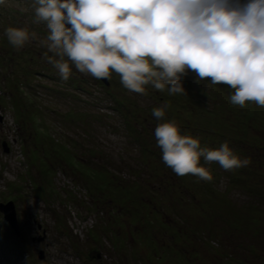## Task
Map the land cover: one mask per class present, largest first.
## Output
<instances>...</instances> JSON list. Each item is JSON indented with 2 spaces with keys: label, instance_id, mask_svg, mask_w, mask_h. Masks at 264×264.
Here are the masks:
<instances>
[{
  "label": "rangeland",
  "instance_id": "1",
  "mask_svg": "<svg viewBox=\"0 0 264 264\" xmlns=\"http://www.w3.org/2000/svg\"><path fill=\"white\" fill-rule=\"evenodd\" d=\"M30 2L8 0L0 6V203L13 202L19 229L16 235L0 211V264H264V232L256 225L260 218L250 216L263 215L264 203L259 209L248 207L257 203L248 189L264 176L261 157L250 158L242 171L253 181L250 186L243 181L229 185L217 162L211 182L176 175L156 157V146L149 151L156 158L140 165L137 144V137L147 133L142 125L153 132L161 123L151 110L163 104L170 105L165 120H175L174 110L182 118L176 123L186 124L187 117L195 126L197 117L205 122L191 135L210 148L224 142L222 134L241 140L246 131L264 125V106L254 101L233 105V89L210 81L197 84L191 71L182 77L189 97L151 87L146 96L132 93L115 73L107 87L74 66L63 81L44 58L47 49L40 40L47 29L33 23ZM10 25L28 27L37 39L17 51L4 36ZM257 135L264 138V133ZM230 147L242 157L238 147ZM90 162H100L109 176L90 168ZM200 163L210 164L203 158ZM114 172L126 181L115 185ZM245 176L232 174L235 181ZM97 182L104 192L120 186L115 196L139 205L116 210L104 200L96 207L93 201L101 193L84 185Z\"/></svg>",
  "mask_w": 264,
  "mask_h": 264
},
{
  "label": "clouds",
  "instance_id": "2",
  "mask_svg": "<svg viewBox=\"0 0 264 264\" xmlns=\"http://www.w3.org/2000/svg\"><path fill=\"white\" fill-rule=\"evenodd\" d=\"M29 7L33 23L47 29L40 40L44 58L63 81L74 66L97 80L110 81L115 73L132 93L146 96L151 87L176 96L188 94L182 77L191 71L197 84L233 89V105L264 106V0H31ZM4 36L17 51L37 39L24 26L10 25ZM169 107L151 111L162 121L154 133L162 160L176 175L211 182L201 158L225 171L251 163L227 141L210 148L182 134L175 120H165Z\"/></svg>",
  "mask_w": 264,
  "mask_h": 264
},
{
  "label": "trees",
  "instance_id": "3",
  "mask_svg": "<svg viewBox=\"0 0 264 264\" xmlns=\"http://www.w3.org/2000/svg\"><path fill=\"white\" fill-rule=\"evenodd\" d=\"M108 84H109V87H110V84H111V86H112V82L111 81H108ZM105 86V85H104ZM189 95H190V93L188 92V94L187 95H184V96H186V97H189ZM183 96V95H182ZM180 98V97H179ZM178 101V100H177ZM168 103H170L169 101H168ZM121 104V103H120ZM176 105H178V104H176ZM190 112H191V114L192 115H196L197 113V110H192L191 108H190ZM136 116V115H135ZM135 116H133L134 118H133V120H135V121H138V119H137V117H135ZM199 116H201V112L199 111ZM144 117L146 118L147 116H145L144 115ZM171 117H173V119H175V121H177V120H182V118H180L178 115H177V113L173 110V114L171 113ZM195 117V116H194ZM197 117V116H196ZM195 117V118H196ZM188 118V120H187V122H186V124H181V123H176V124H179L178 126H179V129H180V131H181V133L182 134H190L191 135V133H195V135L196 134H198L202 129H203V127L206 125V123L204 122H202L200 119H199V117H197V121H196V123L198 124V125H193L192 123H191V117H187ZM146 119H148L149 120V118L147 117ZM190 120V121H189ZM186 121V120H185ZM160 122H162V121H160ZM201 122V123H200ZM195 123V124H196ZM127 127H128V129H130V125H129V123L127 124ZM134 129H137V126L136 127H134ZM141 129H145L146 130V135H144V137H137V138H140V139H138L137 140V144H138V161H139V164L140 165H143V166H146V164H147V162H151L152 161V159H155L156 157L158 158V159H160V158H162L161 156H162V152H161V149L160 148H158V149H156V152H158V154L156 155V157H154V156H151L150 155V153H149V151H150V148H152L153 146H156V147H158L157 146V142H156V138H155V135H154V133H155V131H153V132H151L149 129H148V126H147V124H144V125H142L141 127H140V130ZM191 131H194V132H191ZM256 133V134H252V133ZM258 133H264V125H259L258 126V129L256 128V129H251V131H246V133H245V135H244V138H242L241 140H234V139H232L230 136H225V135H223L222 134V138L221 139H219L220 141H227L228 143H229V145H231V146H234V147H238V151L239 152H241V154H242V157H248L249 159L250 158H256L257 159V156L258 157H261V159H260V161H259V165H260V167L259 168H263V170H264V138H261L259 135H257ZM137 134H138V132H137ZM144 138V139H143ZM219 140H217V141H219ZM217 141H216V143H217ZM218 148V147H217ZM161 155H160V154ZM204 163V162H203ZM90 164H91V166H89L90 168H92V169H95V171L97 170L98 171V173H100V172H103V173H107V175H108V172L109 171H107L106 169H105V167L103 166V165H101V163L99 162L98 164L97 163H92V162H90ZM214 164L215 163H210V164H208V166L209 167H207V168H211V171L212 172H214L213 171V166H214ZM86 165H89V164H86ZM245 170V167L244 168H240V169H237V170H234V172L233 171H225V173L227 174L226 176L228 177V180H229V185H233V184H235L236 182L238 183V182H241V181H243L244 183V185H248V186H250V178L248 177V176H245L244 175V173L246 172V171H244ZM262 170V171H263ZM242 171H244V173H242ZM134 173V171H131L130 170V172H129V174H133ZM215 173V172H214ZM219 173L220 172H218L217 174L219 175ZM233 173H238V175H240V174H242L243 176H245V179H242V180H234L233 179V177H232V174ZM258 173V172H257ZM214 175H216V173L214 174ZM109 176V175H108ZM220 176V175H219ZM110 179H111V181H113L114 180V183H115V185L116 184H118V182H121V181H126V179L127 178H122L121 176H118L115 172L110 176ZM96 181V180H95ZM255 181H256V187L255 186H250L249 187V191H250V193H251V196L250 197H252V199L254 200V201H256L257 203H253V204H248L249 206V208H250V206L251 205H254L255 207H257L258 209H259V203L260 202H262V203H264V176H261V177H259V178H257V179H255ZM202 182H204V181H202ZM251 182H253V181H251ZM252 184V183H251ZM82 186H83V184H82ZM86 186V187H85ZM84 188H86V189H88V191L90 190V191H95V192H97V194H100L101 193V197L100 196H97V197H95V200L93 201V203H94V205L96 204V202L98 201V203L95 205L96 207H100V205H101V203L102 202H104V200H107V202H108V205H109V207L112 209H116V210H121L123 207L124 208H128L129 210L130 209H132V205L131 204H135L136 206H138L139 205V201H137V200H133V199H126V198H124V200H122V199H119V197L120 196H115V191H116V189H119L120 188V186L117 188V186H116V188H115V190L114 191H103V189L101 188V187H99L98 186V182L94 185V186H92L91 187V185H84ZM124 188H126V189H128V190H130V186H126V185H124ZM209 190V189H208ZM210 191V190H209ZM103 192V193H102ZM211 192L212 191H210V193H206L208 196H213V194H211ZM247 193V192H246ZM135 194L137 195V193L135 192ZM91 195H96L95 193L94 194H91ZM113 196V198H111V199H109V197L110 196ZM103 197V198H102ZM137 198V197H136ZM218 199V198H217ZM150 200V199H149ZM220 201H221V203H223V200H221V199H219ZM143 201V200H142ZM152 201V200H151ZM231 201V200H230ZM152 202H154V201H152ZM231 203V202H230ZM221 205H223V204H221ZM232 206H233V203H232ZM234 206H235V204H234ZM156 213L157 214H159V215H161L160 214V204H157L156 205ZM228 207V206H227ZM158 209V210H157ZM105 210H107V209H105ZM123 210V209H122ZM246 210V209H245ZM260 210H263V215L260 213V212H257L256 214H252V215H250L252 218H255L256 219V217L257 216H259V218H260V220H258L259 222L256 224V225H259V224H261L262 225V227H260V229H263V232H264V206L263 207H261L260 208ZM240 211V212H239ZM237 213H238V215L239 216H241L242 217V215H244V211H242V210H239ZM242 211V212H241ZM245 213H246V211H245ZM124 214H129V212H125ZM247 215V214H246ZM127 217H129V215L127 216ZM135 217H137V218H141L140 216H139V214L138 215H136ZM243 219L245 218V215L242 217ZM248 218V217H247ZM261 218H262V220H261ZM245 220V222H247L248 220L247 219H244ZM244 222V223H245ZM161 227V226H160Z\"/></svg>",
  "mask_w": 264,
  "mask_h": 264
},
{
  "label": "water",
  "instance_id": "4",
  "mask_svg": "<svg viewBox=\"0 0 264 264\" xmlns=\"http://www.w3.org/2000/svg\"><path fill=\"white\" fill-rule=\"evenodd\" d=\"M106 85H108V80H102ZM2 115H0V122H2ZM3 149L7 152L8 148L6 144L3 145ZM0 211L3 213L4 219L8 222L10 227L13 229L14 233L16 235L19 234V229H18V223H17V218H16V212L14 208V204L12 201H8L7 203H0ZM41 240V239H38ZM41 253V258L43 257L42 252Z\"/></svg>",
  "mask_w": 264,
  "mask_h": 264
},
{
  "label": "flooded vegetation",
  "instance_id": "5",
  "mask_svg": "<svg viewBox=\"0 0 264 264\" xmlns=\"http://www.w3.org/2000/svg\"><path fill=\"white\" fill-rule=\"evenodd\" d=\"M105 86H107V87H109V84L108 85H106L102 80H100Z\"/></svg>",
  "mask_w": 264,
  "mask_h": 264
}]
</instances>
